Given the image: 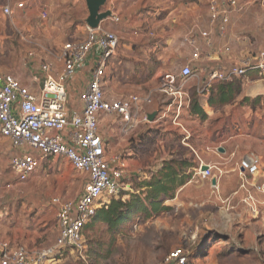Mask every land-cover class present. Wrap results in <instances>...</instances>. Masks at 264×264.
<instances>
[{"label":"crops","instance_id":"obj_1","mask_svg":"<svg viewBox=\"0 0 264 264\" xmlns=\"http://www.w3.org/2000/svg\"><path fill=\"white\" fill-rule=\"evenodd\" d=\"M15 1L19 0H0V8L7 2L14 5ZM24 1L25 11H18L15 15H34L40 8L47 15L49 12L51 27L68 28V42L85 38V21L88 18L85 0H45V4L50 3L48 11L47 5L40 6L41 0ZM55 2L62 8L59 20L51 18L52 15L56 17ZM203 7L205 19L200 20ZM101 12L110 14L100 23V27L113 33L119 43L113 70L105 76L104 89L109 86L111 88L104 90L105 98L110 101L130 95L142 100L149 98L150 103L141 104L140 107L149 118L153 115L141 133L135 131L136 127L128 135L122 132L121 121L116 123L111 118L115 116H103L99 121V134L106 146L107 158L112 159L123 153L129 156L125 167L130 191H124L114 199L129 201L132 195L142 197L147 189L144 183L169 165L179 174L178 177L188 175L189 179L177 187L172 199L164 200L163 206L172 210L171 202L176 194L199 178L208 180L210 186L218 192H244V202L249 205L253 186L264 180V76L250 72L231 83L216 84L209 92L200 94L198 89L202 87L205 78V73L200 71L198 79L189 81L183 87L182 100L164 97L157 87H146L143 80L140 84L129 83L128 90L118 91L114 87L116 82L113 78L120 73L157 78L163 72L187 65L192 54L187 38L192 37L201 51L200 61L193 65V69L197 70L201 67H226L239 63L248 57L250 41L243 38V42H239L237 35H232L231 31L228 33L235 26V23L230 24V20L227 38L224 36L217 39L219 36L212 33V46L208 47L206 40L199 36L201 31L208 29L203 0H106ZM223 46H229L231 53L218 54L217 51ZM93 59L94 55H89L66 85L68 104L73 110H81L79 96L87 87ZM56 65L59 69V65ZM30 68L28 77L23 80L16 78L23 85L31 84L30 76L38 69L35 64ZM174 125L179 130L174 129ZM175 134L181 139L178 143L182 151L176 148L165 151L163 146L157 151L154 149L159 140H171ZM249 155L260 159V172L255 177H249L243 189L237 163ZM210 165L217 167L220 172L213 171L210 177L202 178L201 168ZM4 187L8 189V185H2L1 189ZM14 205L13 198L0 203V240L9 242L12 247H24L27 250L54 244L58 229L55 209L51 205L49 208L44 205L35 208L34 216L26 214L23 204L20 208H14ZM66 257L68 251L63 254V258ZM56 264L63 262L58 261Z\"/></svg>","mask_w":264,"mask_h":264},{"label":"built area","instance_id":"obj_2","mask_svg":"<svg viewBox=\"0 0 264 264\" xmlns=\"http://www.w3.org/2000/svg\"><path fill=\"white\" fill-rule=\"evenodd\" d=\"M203 1L208 29L201 31L199 36L206 40L209 47L212 46V33L224 37L230 15L240 12L242 7L237 0ZM13 4L7 2L0 8L2 18L10 19L16 12L25 9L24 0ZM39 15L43 20L48 16L45 10H40ZM186 41L192 49L189 63L177 70L163 72L158 77V92L168 99L182 100L183 87L189 81L198 79L200 71L205 73L202 87L198 89L200 94L209 92L216 84L231 83L250 72L264 76V48L239 63L226 67H201L195 72L193 65L200 61L201 51L192 37ZM118 44L117 37L100 26L96 29L86 27V36L82 41L64 43L55 62L39 64L37 71L30 76V85H23L12 75L0 73V137L9 141L16 151L9 160V170L15 181L21 184L28 181L47 159L66 162L74 172L85 178L76 199L55 197L50 201L55 209L58 229L54 244L27 250L0 240V264H56L67 251L68 256L74 252L81 255L84 229L97 209L122 192L130 191L125 167L129 156L123 153L107 158L106 146L99 134V121L103 116H115L123 124L122 132L128 135L141 122L149 121V115L142 112L140 105L150 103V99L142 100L134 95L114 101L105 98V76L113 70ZM217 53L230 54L231 48L223 46ZM91 54L94 59L89 81L79 96L81 110L76 111L69 107L66 85ZM28 56L33 57L34 54L28 53ZM213 171L218 169L210 165L200 171V176L208 178ZM237 171L242 181L241 188L245 189L246 180L259 174L260 159L254 155L240 159ZM253 189L264 194V180ZM183 237L191 245L196 243L194 231L184 233ZM187 260L188 254L179 248L171 251L163 264H187Z\"/></svg>","mask_w":264,"mask_h":264},{"label":"rangeland","instance_id":"obj_3","mask_svg":"<svg viewBox=\"0 0 264 264\" xmlns=\"http://www.w3.org/2000/svg\"><path fill=\"white\" fill-rule=\"evenodd\" d=\"M237 1L242 10L230 15V24L235 26L228 33L237 35L239 42L243 38L250 41L248 56H251L264 48V0ZM49 4L41 0L40 6L47 5L48 11ZM54 6L56 17L51 18L59 20L62 8L56 2ZM204 8L200 20L205 19ZM39 14L40 8L34 15L0 17V73L23 80L29 76L32 64L38 67L44 61H56L60 48L68 42V28L51 27L49 12L45 20ZM28 53L34 56L29 57ZM113 79L118 91L128 90L129 83L140 84L142 80L146 87H157L158 81V77L122 73ZM111 118L119 123L120 119ZM146 126V122H141L135 131L141 133ZM173 127L179 130L176 125ZM178 137L175 134L172 138L175 140H159L154 149L163 146L165 151L173 148L182 151ZM14 154L16 151L9 141L0 138V203L13 198L14 208L23 204L26 214L34 216V209L50 206L52 198L74 200L80 195L85 178L61 160L47 159L28 181L17 183L9 170V160ZM199 179L176 194L170 213L146 219L139 212L115 228L92 220L83 233L82 254L74 252L60 261L63 264H163L171 251L181 248L188 254L187 264H264V194L251 192L248 205L244 202V192H218L208 180ZM2 185H8V189H1ZM190 231L197 236L194 245L183 237Z\"/></svg>","mask_w":264,"mask_h":264},{"label":"trees","instance_id":"obj_4","mask_svg":"<svg viewBox=\"0 0 264 264\" xmlns=\"http://www.w3.org/2000/svg\"><path fill=\"white\" fill-rule=\"evenodd\" d=\"M178 175L168 165L164 170L158 172L156 177L144 183L147 189L142 197L132 195L129 201H121L120 198L111 199L108 204L97 209L92 220L115 228L122 220L130 219L131 216L139 212L143 213L146 219L169 212L171 208L163 206L164 200L172 199L177 187L182 186L189 179L188 175L182 177H178Z\"/></svg>","mask_w":264,"mask_h":264},{"label":"water","instance_id":"obj_5","mask_svg":"<svg viewBox=\"0 0 264 264\" xmlns=\"http://www.w3.org/2000/svg\"><path fill=\"white\" fill-rule=\"evenodd\" d=\"M87 10H88V18L85 21L87 27L91 29H96L100 26V23L109 17V12H101L103 6L106 3V0H85ZM152 116H150L149 120L151 121ZM207 167H202L201 171L206 170ZM215 182L213 181L212 184Z\"/></svg>","mask_w":264,"mask_h":264}]
</instances>
